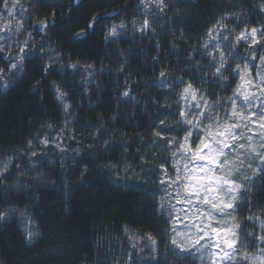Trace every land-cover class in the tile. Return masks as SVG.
<instances>
[{
  "label": "trees",
  "instance_id": "obj_1",
  "mask_svg": "<svg viewBox=\"0 0 264 264\" xmlns=\"http://www.w3.org/2000/svg\"><path fill=\"white\" fill-rule=\"evenodd\" d=\"M67 1L35 0L38 6L6 42L13 57L0 53V68L5 70L0 73V168H11L0 180V211L16 210L0 221V264H152L153 254L164 264L165 216L158 210V185L152 176L166 157L154 148L152 132L160 120L176 122L177 105L175 87L155 81L167 69L170 79L201 85L207 73L203 87L209 93L231 96V89L212 82V70H199L207 64L197 48L199 35L225 10L241 13L240 26L264 23V0H183L172 5L166 17L150 15L155 33L115 40H105L106 25L131 17L136 0H88L77 7ZM126 4L125 10L98 20L88 32L95 15ZM52 14L56 24L45 36L31 27L32 20ZM82 30L84 35L77 36ZM20 47L25 48L23 59L17 56ZM259 52L264 54V49ZM12 63L18 67L9 71ZM70 64L77 69L70 70ZM87 64L94 67L91 76L83 70ZM53 82L66 93L63 100L56 98ZM128 88L135 102L122 97ZM53 133L74 153L70 162L62 163L64 168L52 158L51 143L46 147L40 140ZM125 162L131 168L127 174ZM253 191L256 199L250 204V194L238 201L233 213L241 223L248 222L249 215L264 217L258 211L264 207V179ZM29 220L39 233L30 241L25 238ZM248 223L246 231H261ZM148 233L159 238L154 253ZM255 251L249 246L250 254Z\"/></svg>",
  "mask_w": 264,
  "mask_h": 264
},
{
  "label": "snow or ice",
  "instance_id": "obj_2",
  "mask_svg": "<svg viewBox=\"0 0 264 264\" xmlns=\"http://www.w3.org/2000/svg\"><path fill=\"white\" fill-rule=\"evenodd\" d=\"M3 11L0 18L7 17L15 20V10L23 5L20 0H0ZM142 5L146 9H151L147 15L153 13L166 17V10L171 6L167 0H139L138 7ZM24 11H27L24 9ZM264 12V6H261ZM144 17L138 26L133 21V27L146 35L148 32L155 33L153 22ZM241 13L225 10L208 27L206 36L213 51H208L210 57L207 68L212 70L211 77L216 81L217 86L223 90L231 89V96H221L219 93H209L206 89L197 86L192 81H184L183 78H169L167 69L159 72V78L155 83L163 87H171L178 83L183 88L177 93V126L183 128V135L180 137L171 136V132L176 128L169 126L165 120H160L153 128V145L163 146L172 151L174 163L172 165L174 176L167 174L168 170L163 165L160 166L161 179L159 186H163L160 191V202L158 210L167 211L169 219L166 221L171 225L168 228V238L164 242L167 257L164 264H169L168 258L180 264V261L192 255L193 249L200 253L201 261L206 264H235L239 257L245 264H264V217L249 215L247 221L258 226L261 231H246L249 223H241L233 214L239 207L238 201L244 200L251 194L249 203L256 199L253 186L258 180L264 179V55L259 54L260 49H264V23L256 26L248 24L239 25ZM12 20L0 26V32H11ZM229 27L230 24H234ZM96 17H93L88 28H94ZM40 30L49 26L47 20L38 21ZM22 22L16 21L15 31L19 32ZM121 30H127V24L123 21L117 26L113 25L105 40L123 35ZM77 36L84 35L82 30ZM31 39V33H29ZM5 37L0 36V40ZM208 41L202 47L209 48ZM27 41L25 44L27 45ZM159 49V45H157ZM243 49V51H241ZM0 53L12 54V48H5L0 44ZM25 48L20 47L17 56L23 59ZM237 58L243 59V65L235 63ZM154 60L157 57H153ZM258 61L252 64L251 62ZM199 63V62H197ZM73 70L77 69V64L68 65ZM18 65L12 63L11 69H16ZM50 65L46 66L47 71ZM83 70L89 76L94 74L92 64L83 66ZM124 70L121 66L120 71ZM203 71V69H199ZM0 68V73H4ZM201 79V84L206 80ZM239 77V83L233 88L232 84ZM54 84V89L58 100H63L66 93L62 88ZM5 88L8 84L3 85ZM131 89L128 88L121 94L133 102L135 98L130 96ZM155 103V102H153ZM169 108L170 106L165 105ZM69 105L64 104L67 112ZM51 127V125H48ZM95 138V137H94ZM47 145L49 140L45 138L41 141ZM105 145L108 140L104 141ZM31 146V141H29ZM179 153L180 159L175 157ZM36 155L35 152L32 153ZM124 172L130 173L131 168L125 162ZM109 168L116 165L108 164ZM245 168L252 170L251 176H246V183H238L237 178L243 175ZM8 164L0 168V180L6 179ZM86 171V169H85ZM175 201V204L171 203ZM176 205H180L179 208ZM15 209L0 211V221L6 220L15 213ZM183 211L181 217L179 213ZM264 213V207L258 209ZM173 212L177 215H173ZM24 215L23 212L20 213ZM188 220L189 223H184ZM179 222L184 224L181 231L175 225ZM31 224V221H28ZM127 231V229H125ZM39 233L33 228L26 229V239L32 240ZM147 240L151 242V251L154 253L158 246L157 239L151 234H146ZM249 246L254 248L255 254L249 253ZM133 247L137 245L133 244ZM243 249V252L241 251ZM152 264H161L158 254L151 255ZM131 259V256H129ZM137 264H143L138 261Z\"/></svg>",
  "mask_w": 264,
  "mask_h": 264
},
{
  "label": "rangeland",
  "instance_id": "obj_3",
  "mask_svg": "<svg viewBox=\"0 0 264 264\" xmlns=\"http://www.w3.org/2000/svg\"><path fill=\"white\" fill-rule=\"evenodd\" d=\"M37 1H40V0H37ZM43 1L44 2L45 1H58L59 3L60 2H63V0H43ZM178 2L179 3H181V2L183 3V0H179V1H177V0H167V3L171 7H172V5H174L175 3H178ZM20 3L23 5V8L18 7L15 10V13H16L15 20H12L11 17H7L6 13H4V18H0V26H3L4 24L8 23L9 20H12V29H13V31H11V32H0V36L5 37V39L0 40V44H3L4 46L6 45V42L7 41L9 42V40L13 36V32L15 31L16 21L18 20V21H21L23 23L24 20H26V16L31 15L33 13V11H34L33 9L35 8V6H38V4L37 5L35 4V0H20ZM138 4H139V0H136L135 9H134V12L132 13L131 17H128L127 19L121 18L118 22H114L112 24L111 23L107 24L106 25V33H108L109 29L113 25H117L118 26L123 21L125 24H127V30L126 31L121 30L123 32V35H128V36H134L135 35V36H137L138 34H141L138 31H136V29L133 27V21H136V24L138 26L140 23H142L144 17L149 12H151V9L150 8L149 9H146L142 5H140L138 7ZM170 8L167 9L166 11L170 12ZM0 9H1V12H2L3 11L2 5L0 6ZM24 9H26L27 11H24ZM153 14H155V13H153ZM20 16H22V18H20ZM23 18H25V19H23ZM147 18L150 19V15H147ZM207 29H205L201 33V35H199V40H198L199 43L197 42V46H198L197 48L200 50L199 53H201L203 55V58H202L203 60L202 61L204 63H207V64L203 65L200 68V69H203L204 72L206 71V69H208L207 68V65H208V62L210 60V57L207 55V52L208 51H213V49L211 48V44L214 43V41H208V37L206 36ZM205 41H208V44H209V48L207 50H205L202 47V45L204 44ZM54 52L56 53V51H54ZM259 54L260 55H264L263 52H259ZM43 56H44V53H43ZM251 63L252 64L258 63V61L251 62ZM239 64L243 65V59L241 60V63H239ZM234 65H235V63L233 64V66ZM70 70H72V68ZM205 82H207V81L205 80ZM212 82L214 84L216 83L213 80V78H212ZM235 82H236V84L239 83V77L236 78ZM176 84L177 85H174V86L172 85L173 88L175 87L174 88L175 89V93H174L175 94L174 95L175 96V102L178 99L177 93H179L181 91V89L183 88V86L181 87V85H178V82ZM197 86H200V87H202L204 89L206 88V87H203L204 86L203 84L197 85ZM171 108L174 109V107H171ZM175 114H176L175 115V117H176L177 116V112H175ZM164 120L166 121V123L169 126H171L173 128H177L176 133H174L175 131H173V133L171 132V136H173V137H180V136L183 135V128H180V127L178 128L177 121L176 122H173L172 120H169V119H164ZM178 129H179V131H178ZM178 132H179V134H178ZM45 138H47L49 140V143H51L50 146H52V149L51 150L53 152V157L52 158H57L58 161L60 162V164L62 165V168H64V165L62 163L70 162L71 161V156H72V154H74V153H72V151L69 150V145H68L69 143L67 141H65L63 138H61L58 133H55V134L53 133L50 136L47 135L44 138H42V136H41L40 140L42 141ZM43 145L47 147V145H45V144H43ZM154 148H158V152L160 154H162V155H164V152H165L166 161L163 163L164 164L163 166H164V168H166L168 170L167 174L169 176H174V171H173V168H172V165L174 163V158L172 157V151H175L176 146L174 145L171 151L168 150L167 148L163 147V146H159V147L154 146ZM51 156H52V154H51ZM175 159L176 160H179L180 159L179 153H177V156L175 157ZM10 171H11V168L8 167L7 173H9ZM251 175H252V170L245 168L243 175H240L237 178V182L238 183H245L246 182L245 177L246 176H251ZM124 177H126V176H124ZM152 178H153L154 181L156 180L157 185H159V180L162 178L161 175H160V170L157 173H155V175H153ZM155 187L157 188L156 189V197H157V200L156 201H158V204H159V202H160V191H161V189H162L163 186L161 185L159 187L158 186H155ZM171 203L175 204V201L173 200ZM176 207L179 208L180 205H176ZM162 213L165 216V218L163 217L164 220H165V222H164V224H165L164 230L165 231H164L163 236H162V241H163V246H164V242L168 238V234H167V231L166 230L168 228H170L171 225L166 222L169 219L168 212L167 211H163ZM173 215H177V213L173 212ZM179 215L181 217H183V215H184L183 211H181L179 213ZM184 223L185 224L186 223H189V221L188 220H185ZM175 226L178 229H180L181 231L184 230V224H181V223L177 222ZM29 227H31V228L34 229V225L33 224L29 225L28 228ZM157 241L159 243V238L157 239ZM206 256H207V254H205V261L202 262L201 259H200V253L197 252L195 249H193L192 255H189L186 258L182 259V260H185V262H187L189 264H206ZM235 264H245V262L242 261L238 257L237 260H236V262H235Z\"/></svg>",
  "mask_w": 264,
  "mask_h": 264
},
{
  "label": "water",
  "instance_id": "obj_4",
  "mask_svg": "<svg viewBox=\"0 0 264 264\" xmlns=\"http://www.w3.org/2000/svg\"><path fill=\"white\" fill-rule=\"evenodd\" d=\"M84 1H88V0H68L67 3H68V5H71L72 7H77L78 5H80ZM128 6H129V4H126L122 8L116 9L114 11L97 14V15L94 16V17H96V22L98 20H100V19L112 18V17L118 15L121 11L125 10ZM92 19L89 21V23L92 22ZM42 20H47L49 22V26L47 28L43 29V30H40L39 27H38V25H37V22L38 21H42ZM89 23H88V25H89ZM55 24H56L55 17H54V14H52L47 19H41V20L34 19V20H32L31 27L33 29H35V31L37 33H40L42 36H45L47 29L53 27ZM88 25H87V30H88V32L91 33L92 30H93V28L92 29H89L88 28ZM11 57H12V55H11Z\"/></svg>",
  "mask_w": 264,
  "mask_h": 264
},
{
  "label": "flooded vegetation",
  "instance_id": "obj_5",
  "mask_svg": "<svg viewBox=\"0 0 264 264\" xmlns=\"http://www.w3.org/2000/svg\"><path fill=\"white\" fill-rule=\"evenodd\" d=\"M44 19H47V18H44Z\"/></svg>",
  "mask_w": 264,
  "mask_h": 264
}]
</instances>
